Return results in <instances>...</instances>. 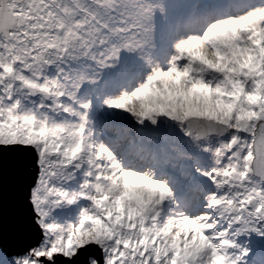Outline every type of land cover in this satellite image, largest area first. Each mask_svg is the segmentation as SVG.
I'll return each instance as SVG.
<instances>
[{
    "label": "snow or ice",
    "instance_id": "1",
    "mask_svg": "<svg viewBox=\"0 0 264 264\" xmlns=\"http://www.w3.org/2000/svg\"><path fill=\"white\" fill-rule=\"evenodd\" d=\"M0 264H264V0H0Z\"/></svg>",
    "mask_w": 264,
    "mask_h": 264
},
{
    "label": "water",
    "instance_id": "2",
    "mask_svg": "<svg viewBox=\"0 0 264 264\" xmlns=\"http://www.w3.org/2000/svg\"><path fill=\"white\" fill-rule=\"evenodd\" d=\"M26 220V209L18 195H13L7 189L3 200L0 201V228L6 236H15V239L8 241L10 251H19L32 243L33 234L21 227ZM18 241L19 244L12 245ZM20 245V246H18Z\"/></svg>",
    "mask_w": 264,
    "mask_h": 264
},
{
    "label": "rangeland",
    "instance_id": "3",
    "mask_svg": "<svg viewBox=\"0 0 264 264\" xmlns=\"http://www.w3.org/2000/svg\"><path fill=\"white\" fill-rule=\"evenodd\" d=\"M16 244H19L18 241H16V243H14V244H12V245H16ZM18 246H20V245H18Z\"/></svg>",
    "mask_w": 264,
    "mask_h": 264
}]
</instances>
